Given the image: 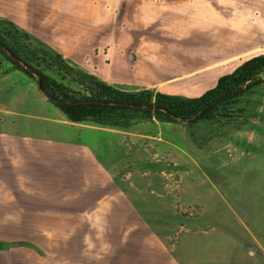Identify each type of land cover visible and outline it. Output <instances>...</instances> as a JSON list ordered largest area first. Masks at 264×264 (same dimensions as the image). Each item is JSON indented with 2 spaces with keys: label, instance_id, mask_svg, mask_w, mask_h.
<instances>
[{
  "label": "crops",
  "instance_id": "obj_1",
  "mask_svg": "<svg viewBox=\"0 0 264 264\" xmlns=\"http://www.w3.org/2000/svg\"><path fill=\"white\" fill-rule=\"evenodd\" d=\"M102 2L0 0V19L58 52L70 66L125 91L196 97L233 70L221 66L201 72L198 54L186 61L180 41L185 25L168 34L165 43L142 45L131 35L127 47L115 34L113 43L106 44ZM259 41H264V30L246 28L214 44L221 50ZM19 73L5 70L2 75ZM24 83L25 89L15 84L14 105L0 100V206L10 208V218L3 221L45 224L46 237L68 240L66 254L75 253V240L81 237L88 258L73 264H264L261 166L251 170L248 161L223 158L202 171L204 178L201 173L194 179L192 200L198 212L193 218L173 208L170 197L185 190V184L170 189L155 157L191 158L187 151L192 145L201 152L204 146H196L194 137L206 120L152 117L127 127L72 122ZM23 100L46 114L22 110ZM207 185L208 200L202 197ZM97 255L113 257L101 261ZM48 257L50 264L70 260L51 252Z\"/></svg>",
  "mask_w": 264,
  "mask_h": 264
},
{
  "label": "rangeland",
  "instance_id": "obj_2",
  "mask_svg": "<svg viewBox=\"0 0 264 264\" xmlns=\"http://www.w3.org/2000/svg\"><path fill=\"white\" fill-rule=\"evenodd\" d=\"M102 1L105 11L106 31L104 33L106 37H104V41L106 44L113 43L112 38L115 34L120 42L127 44V47L132 43L131 35H134L142 45L157 44L162 41L165 43L168 41L165 39L168 34L185 25V34L180 39L184 43L181 51L182 57L188 61L197 54L202 55L203 68L201 72L213 67L220 71L221 66L225 70L234 69L245 59L264 53V41L256 42L250 46L221 50L214 44L216 39H222L228 33L239 34L246 28L264 30V0ZM5 70H14L20 73L14 76L2 75ZM45 73L82 92L79 84L70 76L51 70H45ZM189 74L190 72L185 73V75ZM2 76L4 80H0V100L5 99L12 105L14 98H11V93H14L17 84H19V88L25 89V81L29 83L26 88L32 89V93H36L35 96L39 99L41 92L34 79L14 68L0 55V78ZM11 85L13 90H11ZM41 98H44L42 93ZM46 102L50 104L48 99ZM20 105L22 110L29 114H46V112H41L39 106L30 102L24 104L23 100ZM234 108L243 110V114L235 115L243 116L244 121L223 123L216 120L212 123L202 122L199 124L200 129L195 134L194 143L198 147L204 146L201 152L195 153L194 145H192L187 151L191 158L182 159L179 157L180 155L174 156L173 153L169 154V158L155 157L156 160L160 159V165L164 171V183L170 189L177 191L180 185L185 184V190L175 192L170 197L174 204L173 208L179 216H190L189 218L192 219L198 212V208L193 205L192 183L201 173L204 178L202 171L208 172V167L215 166L217 161L221 163L223 158L229 162L243 159L248 161L251 170L257 169L258 166L264 170V82L252 85L248 91L239 96ZM133 124L139 126L140 121L132 122L130 125ZM163 135H166V132H163ZM202 197L206 200L209 199L208 185L203 188ZM9 209V207L0 206V239L35 242L42 247L47 258H49L50 252L54 257L70 258L68 262L65 261L62 264H73L72 260L81 262L84 256L86 259L88 258L81 237L75 240V253L66 254L68 240L46 237L45 224L3 221V219L10 218L8 216ZM54 226L55 224L52 225V227ZM174 231L176 232L177 228ZM0 252H3L0 253L1 264H50L48 259L28 247H14L8 251ZM112 257V255L95 256L96 260L100 259L101 261L107 258L112 260ZM187 257L193 258L192 255H187Z\"/></svg>",
  "mask_w": 264,
  "mask_h": 264
},
{
  "label": "trees",
  "instance_id": "obj_3",
  "mask_svg": "<svg viewBox=\"0 0 264 264\" xmlns=\"http://www.w3.org/2000/svg\"><path fill=\"white\" fill-rule=\"evenodd\" d=\"M0 42L14 55L40 73L43 87L50 94L62 100L86 99L152 105L167 108L171 113L183 118L193 116L207 104L218 100L216 104L204 110L196 119L200 121L214 119L217 115L243 114L241 108H234L237 98L260 81L248 82L242 91L232 92L254 75L261 76L264 74V53H259L242 61L230 73L220 76L212 88L196 97L165 94L150 89L125 91L107 84L95 75L70 66L58 52L19 29L7 19H0ZM0 55L9 61L14 68L33 79L30 74L4 56L1 51ZM45 70L70 76L79 84L82 92L45 73ZM49 101L72 122L92 121L105 126L127 127L132 123V118L137 116H143L145 120L154 117L161 121H178L170 114L159 110L152 111L95 103L60 104ZM196 120L192 122L194 123Z\"/></svg>",
  "mask_w": 264,
  "mask_h": 264
},
{
  "label": "water",
  "instance_id": "obj_4",
  "mask_svg": "<svg viewBox=\"0 0 264 264\" xmlns=\"http://www.w3.org/2000/svg\"><path fill=\"white\" fill-rule=\"evenodd\" d=\"M0 51L11 62H13L14 64H16L17 66L22 68L24 71H26L28 74H30L33 77L34 81L36 82L41 93L48 100H51L55 103H60V104L95 103V104H109V105H118V106H128V107L145 109V110H152V111L159 110V111H163L165 113L170 114L173 118H175L178 121L191 122L193 120H196L202 114V112L204 110L208 109L209 107H211L212 105H214L218 102V100H215V101L207 104L205 107H203L201 110H199L193 116H191L189 118H183V117L175 115L174 113H171L167 108L156 107V106H152V105H137V104H133V103L112 102V101H104V100H86V99H82V100H78V101H65V100H62V99L55 97L54 95L50 94L42 85V78H41L40 73H38L35 69H33L27 63H25L19 57L14 55L1 42H0ZM252 81L253 82L254 81L264 82V74H262V76L254 75L250 79L246 80L239 88L235 89L232 93L242 91L245 88L246 84L248 82H252ZM216 118L223 123L239 122V121H244V119H245L241 115H217ZM142 120H145L143 116H137V117L132 118V122L142 121ZM19 246H26V247L33 248L34 250H36L38 253H40L42 256H44L46 259L49 260V258H47V256L44 255L43 251L38 246H36L35 244H33L31 242H28V241H6V240L0 239V251H8L14 247H19Z\"/></svg>",
  "mask_w": 264,
  "mask_h": 264
},
{
  "label": "flooded vegetation",
  "instance_id": "obj_5",
  "mask_svg": "<svg viewBox=\"0 0 264 264\" xmlns=\"http://www.w3.org/2000/svg\"><path fill=\"white\" fill-rule=\"evenodd\" d=\"M216 120H218L216 117H214V119H206V122L207 123H212V122H214V121H216ZM193 121H195V120H193ZM197 121H199V120H196V122ZM219 121V120H218ZM192 122V121H191ZM193 123V122H192Z\"/></svg>",
  "mask_w": 264,
  "mask_h": 264
}]
</instances>
